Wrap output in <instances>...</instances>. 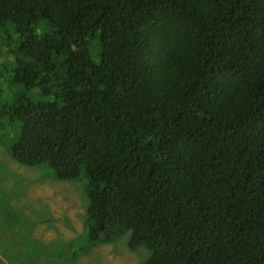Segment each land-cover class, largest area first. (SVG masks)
I'll list each match as a JSON object with an SVG mask.
<instances>
[{
    "label": "trees",
    "instance_id": "trees-1",
    "mask_svg": "<svg viewBox=\"0 0 264 264\" xmlns=\"http://www.w3.org/2000/svg\"><path fill=\"white\" fill-rule=\"evenodd\" d=\"M7 23L41 97L0 104L7 148L85 182L72 259L130 232L143 264H264V0H0Z\"/></svg>",
    "mask_w": 264,
    "mask_h": 264
},
{
    "label": "rangeland",
    "instance_id": "rangeland-1",
    "mask_svg": "<svg viewBox=\"0 0 264 264\" xmlns=\"http://www.w3.org/2000/svg\"><path fill=\"white\" fill-rule=\"evenodd\" d=\"M1 39L0 104H11L23 93L33 101L41 100L34 91L12 84L15 26L7 23ZM20 130V124L12 125L8 116H0V264H143L151 253L143 247L130 250V232L76 260L71 258L88 216L85 182L57 181L43 166L18 164L7 147L18 140Z\"/></svg>",
    "mask_w": 264,
    "mask_h": 264
}]
</instances>
